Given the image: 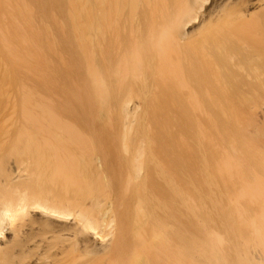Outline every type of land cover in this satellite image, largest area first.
Listing matches in <instances>:
<instances>
[{
	"label": "bare ground",
	"instance_id": "obj_1",
	"mask_svg": "<svg viewBox=\"0 0 264 264\" xmlns=\"http://www.w3.org/2000/svg\"><path fill=\"white\" fill-rule=\"evenodd\" d=\"M262 101L264 0H0V264H264Z\"/></svg>",
	"mask_w": 264,
	"mask_h": 264
},
{
	"label": "rangeland",
	"instance_id": "obj_2",
	"mask_svg": "<svg viewBox=\"0 0 264 264\" xmlns=\"http://www.w3.org/2000/svg\"><path fill=\"white\" fill-rule=\"evenodd\" d=\"M263 102L264 101H262V103L261 102H259L257 105H260L258 108H263L262 106H263ZM261 103V104H260Z\"/></svg>",
	"mask_w": 264,
	"mask_h": 264
}]
</instances>
